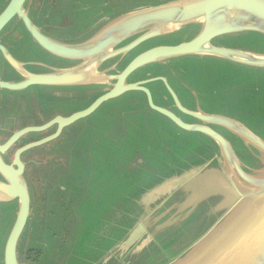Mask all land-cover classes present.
I'll use <instances>...</instances> for the list:
<instances>
[{
	"label": "water",
	"instance_id": "1",
	"mask_svg": "<svg viewBox=\"0 0 264 264\" xmlns=\"http://www.w3.org/2000/svg\"><path fill=\"white\" fill-rule=\"evenodd\" d=\"M2 1L0 36L14 28L68 66L30 73L25 66L33 63L12 55L0 40V69L4 64L21 77L0 76V90L43 88L47 115L71 114L0 141V264H35L44 255L43 264H264V0H79L44 19L50 34L74 31L72 41L45 35L28 0ZM186 59L225 65L234 75L228 67L222 74L244 77V86L226 89L235 115L192 101L197 95L181 77L184 68L172 64ZM230 78L222 84L234 83ZM88 87L90 98L83 95ZM58 88L76 90L57 102L50 92ZM128 95L135 98L105 137H89L88 120ZM154 114L166 122H156ZM78 125L70 142L45 153L68 158L59 167V194L48 189L45 195L49 203L55 197L61 222L53 242L47 234L20 250L42 211L26 177L35 161L24 157ZM55 127L49 136L27 139L9 158L21 139ZM102 139L116 149L108 150ZM103 150L119 157L103 159ZM107 176L112 179L105 186ZM119 184L127 190L114 197ZM51 212L44 209L47 217Z\"/></svg>",
	"mask_w": 264,
	"mask_h": 264
},
{
	"label": "rangeland",
	"instance_id": "2",
	"mask_svg": "<svg viewBox=\"0 0 264 264\" xmlns=\"http://www.w3.org/2000/svg\"><path fill=\"white\" fill-rule=\"evenodd\" d=\"M130 1L131 0H122V3H125V2L129 3ZM139 1H143V0H139ZM150 1L155 2L157 0H150ZM33 16H34L33 18H35L36 15L33 14ZM51 22L54 25L59 24V22L56 20H53ZM52 31H55L53 33H60L61 32L60 30H54V29ZM62 36L65 38V40L72 41L73 37H74V31H72L68 34H63ZM170 42H172V41H169L168 43H170ZM10 47H12V46H10ZM18 50L19 49L16 47L15 51H18ZM136 54H135V56H136ZM34 57H37L38 59L43 58V57L37 56L35 54H34ZM196 60H198V59H186L183 61L172 62V64L176 63L177 67H183L184 68L181 72V77L183 78V80H185V84L187 86H189V88L192 89L194 91V93L197 95V100L194 99L192 101L196 104L200 103L207 111H215V112L216 111H223V112H226L228 114L235 115V113H234L235 109L233 108V106H231L229 101L225 100V99H228V97H227L228 93H227L226 89L229 87H232L233 84H235L238 87L244 86V84H245L244 83V77L237 78V77L231 76V75H234V72H233V69H231L228 66L224 65V66L212 67L211 63L203 62L202 64H200V63H196ZM226 67H228V71L231 73V75L222 74L221 71H223V72L227 71ZM204 69L207 70V72H205ZM218 69H220V71ZM204 74L207 76V79H204ZM228 78H230V82L234 81V83H231L230 85L229 84L228 85L222 84V80H226ZM171 83H172V81H171ZM38 94H41V93H38ZM21 95H23V94H21ZM25 95H32L36 99V101H38L39 108L41 110L45 109L46 106L48 107V103H46L42 97L37 96L35 93H26ZM133 98H135V97L132 95H128V96L123 97L122 99H119L117 101L109 102V103L105 104L94 116L91 117L90 120H88L92 125L91 136H89V137H92V139L94 137H96V135L105 137L106 133L108 132V126L110 128L111 121L112 120H118L121 113L126 112L128 104L130 101H133ZM42 102H44V103H42ZM129 110H132V108L129 107ZM46 111H48V109ZM128 117H132V115H129ZM154 119L156 120V122H161V123L163 121L166 122L165 120H163L162 117L155 115V114H154ZM108 122H109V124H108ZM79 129H80V127L74 128L73 133L78 132ZM108 139H102L101 144H108V150L116 149L117 144L112 143ZM110 144H113V145H110ZM54 146L55 145L52 144V145H48L46 147L37 149L36 151H31V152L27 153V155L24 157V159L26 161H28V159H32V158L35 159L34 157L39 156L42 151H44L43 154H45L46 151H48V152L51 151L52 153H53V151L56 152L57 149ZM57 146H60V145L57 144ZM111 147H113V148H111ZM118 149L120 150L121 148L118 147ZM103 151H105V150H103ZM105 152H108L110 154L103 152V159L109 155L111 157L117 156V155H114L115 152H111V151H105ZM43 154H41V155H43ZM47 156L49 158H52L53 155L48 153ZM117 157H119V156H117ZM94 158L95 159L97 158L96 154H94ZM53 160H52V162H53ZM107 162L110 163L108 166V169L113 170L114 166L112 165V161H109V159H107ZM58 166L59 165H56L53 163L52 165H50L46 169H43V166H39L38 168L32 167L27 171L26 177L29 181V185L32 189V192L34 195L37 193L36 197H40V201L38 203H39V206L41 204L42 211H41V213H39L38 221L36 219L34 221L33 225H32V222H30L29 227L33 228V226H34V228H33L34 230L29 232L28 231L29 229H28L25 232V234L21 240V243H20V250L26 248L29 245V242L31 240H36L37 243H39L40 241H43L44 240L43 238H45L47 236V234L49 237V242L50 243L53 242L52 234L58 230V224H60L61 222H60V220L58 221V218H57L58 217L57 203L52 201L53 199H55V197H50V203H49V202H47L45 195H46L48 189H49L48 192H51V190H52V191L59 194V192L55 190L56 186H58V184H56V182H57V180H60L59 175L62 173V171L60 173V171H59L60 168ZM102 179L104 181V185L106 186V185H109V182L111 181L112 177L110 178L107 176V177H102ZM37 182L40 184L39 186L36 184ZM122 189H124V188H122L119 184V188H117V194L112 195V196L120 197L123 194ZM124 190H127V189H124ZM94 194H95V190H94V185H93L90 197H94ZM43 196H45V197H43ZM68 196L69 195H66L65 197H68ZM47 206H49V209L52 210V212H51L52 215L50 214V216H48V217L45 216V214H44V209H46ZM36 221H37V223H36ZM48 230H50V234L47 233ZM40 243H42V242H40ZM42 249H44V248H42ZM31 257H30L29 261H32V259L35 257V253H34V256L32 258ZM47 260H48V258H47ZM44 261H46L45 255L43 256V259L37 260L35 264H43Z\"/></svg>",
	"mask_w": 264,
	"mask_h": 264
},
{
	"label": "flooded vegetation",
	"instance_id": "3",
	"mask_svg": "<svg viewBox=\"0 0 264 264\" xmlns=\"http://www.w3.org/2000/svg\"><path fill=\"white\" fill-rule=\"evenodd\" d=\"M115 1L121 2L122 0H115ZM2 4L3 1L0 0V8ZM81 4L82 2L79 0H28L26 7L31 9L32 17H34L33 14L36 15L35 18H33V20L39 26V28H41V30L45 35L63 41L65 40V38L62 35L50 34L49 32L50 29H47L48 23L45 22L44 19L48 18L53 12L57 11L58 9L62 8L69 10ZM65 24L66 21L64 20L63 23L61 24V27H63ZM13 30L15 29L14 28L11 30L5 29L0 36V40L5 45V47L8 48V50L12 55L20 58L25 63H33V65L25 66V69L28 72L47 73L50 72L52 68H64L68 66L67 65L68 62L66 61H62L57 58L55 59L49 58V56L45 52H43L37 45H35L32 42V40L30 41L31 37L29 35L16 33ZM16 47L19 49L18 51H15ZM34 54L43 58L38 59L36 57V61H34L32 58L34 57ZM46 66L49 67L51 66L52 68L51 67L47 68ZM0 76L2 81H21V77L18 74L14 73L12 69L7 68L4 64L1 66ZM37 89L30 88L24 92H9V91L0 90V141L9 138L15 132L27 126L42 125L43 123L53 119L57 115L67 116L71 114V112H65V111L62 114H59L57 113L58 110H54L52 114L47 115V113H45L44 110H41L39 108V103H36L32 95H25L26 93H35L37 96L42 98L45 97V95H48L46 94L47 90L45 91V89L41 88L42 90V91L40 90L41 94H38ZM82 89H83L84 97H86V92H87V95L90 98V87L82 88ZM75 90L76 88H62V89L58 88L51 90L53 92L50 93H52L53 96H55L54 99L57 102L59 100L65 102L67 99H70V97L74 95ZM21 93L23 95H21ZM84 124H81V126ZM56 129L57 128L55 127L54 129L45 132L44 133L45 135L29 134L28 136L24 137L18 142V144L15 147H13L10 150V152L8 153L9 158L13 159V155L16 149L24 145L27 139H31L27 142L39 140L41 138L53 134L56 131ZM73 130H74L73 127L64 130L61 138L52 144L61 145L70 142L75 134L73 133ZM43 153L44 151H42L39 156L34 157L35 159L33 158L28 159V161L34 160L35 164L28 165L26 169V174L27 171L32 167L38 168L39 166H43V169H46L53 163L59 165L58 167L65 166L67 163L68 158L64 155L58 156L57 154H55L52 156V158H49L46 154ZM36 184L38 186L40 185L38 182ZM31 256L33 257L34 253L29 254V259Z\"/></svg>",
	"mask_w": 264,
	"mask_h": 264
}]
</instances>
